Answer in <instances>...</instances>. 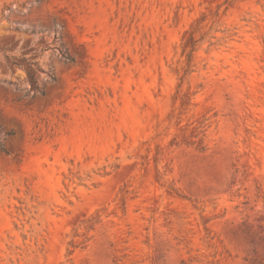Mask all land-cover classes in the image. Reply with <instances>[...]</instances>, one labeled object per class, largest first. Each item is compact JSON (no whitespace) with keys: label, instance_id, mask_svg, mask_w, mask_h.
Masks as SVG:
<instances>
[{"label":"rangeland","instance_id":"374dc122","mask_svg":"<svg viewBox=\"0 0 264 264\" xmlns=\"http://www.w3.org/2000/svg\"><path fill=\"white\" fill-rule=\"evenodd\" d=\"M0 146V264H264V0H0Z\"/></svg>","mask_w":264,"mask_h":264},{"label":"trees","instance_id":"16d2710c","mask_svg":"<svg viewBox=\"0 0 264 264\" xmlns=\"http://www.w3.org/2000/svg\"><path fill=\"white\" fill-rule=\"evenodd\" d=\"M62 56H63L66 60L73 61L72 56H70V55L67 54V53H66V54H62ZM48 77H49L50 80H52V81H56V78H55V76H54L53 74L48 73ZM40 93H41L42 95H45V92H44L43 90H41ZM6 134H7V135H12V134H14V132H13L12 130H10V131L6 132ZM0 149L3 150V151H6L5 148H3L2 146H0Z\"/></svg>","mask_w":264,"mask_h":264}]
</instances>
